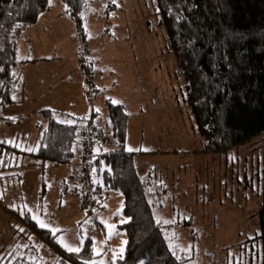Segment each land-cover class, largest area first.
<instances>
[{"label": "rangeland", "instance_id": "obj_1", "mask_svg": "<svg viewBox=\"0 0 264 264\" xmlns=\"http://www.w3.org/2000/svg\"><path fill=\"white\" fill-rule=\"evenodd\" d=\"M88 2L89 12L83 23L86 42L82 41L76 28L71 32L65 28L54 29L52 47L43 50L37 48L33 41L34 49L50 54L63 46V69L55 79H75L72 66L76 63L77 70L82 68L84 73L85 99H95L98 103L108 98L112 103L120 101L126 104V108L122 106L126 113V109L129 112L127 137L129 128L133 133L131 142L134 149L142 152L158 148L177 149L176 159L168 161L166 158L165 163L162 162L163 183L168 170L174 168L177 173L174 179L177 189L174 191L173 183L168 182L164 194L165 199L170 197L177 201V230L165 231L174 253L192 257L188 264H262V244L258 238L262 142L255 138L224 154L204 151V140L185 102V82L168 47L156 0ZM47 11H64L61 0H50ZM76 35L81 41L75 40ZM41 73L37 70L36 75ZM66 84L73 94L81 97L77 86ZM4 112L0 108V113ZM19 113H23L22 106ZM46 122L42 114H31L7 134L13 132V135L21 137L24 129L36 133L38 129H44ZM106 131L111 135L110 142L108 147H100L99 154L116 146L111 130ZM167 136L175 137L177 143L170 139L164 141ZM23 142L22 138L20 143ZM76 144L78 205L73 200L68 201L66 193L62 195L60 181L57 177L50 179L48 168L41 178L26 176L16 193L6 187L1 202L6 211L7 227L6 232L2 231L0 235V264L26 263L28 260L39 264H66L63 261L84 264L72 260L67 253L68 248L81 250L86 240L91 239L98 252L105 248L99 241L103 240L104 234L112 241L116 240L117 233L110 226L109 217L104 220L105 230L98 221L99 216L108 215V212L99 213L96 217V212L81 208L80 172L84 157L80 144ZM193 147L207 155L188 159L187 152L183 151ZM0 153L7 152L0 150ZM33 159L24 160L33 162ZM183 161L185 163L181 165ZM197 162L200 163L198 166ZM149 168L154 172V166ZM41 181L45 184L42 185ZM101 211L103 209L97 212ZM29 216L43 223V229L49 230V235L38 232L36 222H31ZM161 217L159 214L158 218ZM4 243L7 252L1 255Z\"/></svg>", "mask_w": 264, "mask_h": 264}, {"label": "trees", "instance_id": "obj_2", "mask_svg": "<svg viewBox=\"0 0 264 264\" xmlns=\"http://www.w3.org/2000/svg\"><path fill=\"white\" fill-rule=\"evenodd\" d=\"M61 2L63 14L73 20L80 38L86 42L83 23L88 0ZM156 5L177 71L185 82V102L203 137L204 151L224 154L255 138L262 142L258 238L264 264V0H156ZM49 9L50 0H0V108L13 102L19 84L14 73L19 63L18 38ZM105 104L116 146L99 154L101 144L95 140L97 144H91L88 152L93 155L95 176L102 178V184L95 186L97 193L105 187L123 195L122 214L126 221L119 228L125 234V249L116 264H188L192 257L172 251L165 225L157 221L154 213L167 191L165 183L155 181L152 174L137 173L135 153L126 148L128 115L120 104L111 100ZM42 114L47 122L44 129L35 133L39 134L40 143L33 155L42 161L69 163L75 157L76 143L82 147L83 139L106 131L89 122L80 127L78 121L83 117L67 124L53 118L50 110H43ZM88 131L92 135L84 137ZM1 146V152L16 150L5 142ZM95 208L100 206L97 204L88 212ZM37 231L49 235L44 229ZM86 241L80 253H68L72 260L84 262L92 258V241ZM55 245L61 250L56 242Z\"/></svg>", "mask_w": 264, "mask_h": 264}, {"label": "crops", "instance_id": "obj_3", "mask_svg": "<svg viewBox=\"0 0 264 264\" xmlns=\"http://www.w3.org/2000/svg\"><path fill=\"white\" fill-rule=\"evenodd\" d=\"M63 12L64 11L44 12L34 25L27 27L21 33L17 41V56L19 63L14 68V73L19 78V84L16 92L12 96L13 102L2 108L5 111L4 113H0V145L2 142H5L16 149L8 153H0V235L2 231L6 232L5 229L7 227V220L4 214L6 211L4 210L5 208L1 202L5 197L6 187L10 192L16 193L17 189H19L20 183L26 176H40L41 178L44 175L43 172L48 168V172H51L50 179L52 180L54 177H57L58 181H60L61 189H63L62 195L63 193H66L68 201L73 200V202L77 205L79 203L77 153H75V157L71 162L64 164L54 162L47 163V161H42L40 159L34 160L35 158L33 155L39 147L40 138H38L32 130L27 132V130L24 129L21 137L13 135V132L7 134L9 130L20 126L22 121L26 120L31 114H42L43 110H50L52 117L63 123L73 124L78 119L83 117L82 121H80V127L87 126L86 124L89 122L97 128L105 130L110 129L105 104L106 100L110 99L106 98L104 100L105 102L100 101L98 103H96L95 99H85L87 92L85 81L83 79L84 73L82 68L81 71L77 70V64L73 63L74 65L72 66V70L76 75L75 79H71L69 77L65 81V79L61 77L58 79L54 78L55 76L60 75L63 69V46L58 51L54 50L50 54L34 49L33 41L37 48L41 47L43 50L47 47H52L50 44L54 41V29L61 30L65 28L71 32L73 28H76L73 20L63 14ZM77 38L81 41V39L76 35L75 40H77ZM72 48L75 49V44L72 45ZM47 61L49 62L47 63ZM37 70L42 71V73L40 75H36ZM67 82L78 87L76 90L81 93V97H78L69 90L66 84ZM113 103L123 105L126 108V104H122L120 101H113ZM20 106H22V114L19 113ZM126 110L129 115L128 109ZM26 135L29 137L26 138ZM22 138L24 140L23 144L20 143ZM132 139L133 133L131 132V129L128 128L126 148L127 150L132 149L130 152L135 153L134 161L137 167V173L141 176L152 174L155 181L162 182V162L165 163L166 158H168V161H171L172 158L176 159L178 156L177 149L173 148L172 150L169 148H158L156 150L146 152L137 151L132 147ZM168 139L172 140L173 143H177L175 137L167 136L164 138V141ZM94 147L95 150H98V146ZM200 151L201 149L197 150V147H193L185 148V151L183 152H187L188 159H200L207 155V153H201ZM32 157L34 158L33 162L24 160ZM148 158H151V160H147ZM150 161L151 163H149ZM184 163L185 162L183 161L181 165ZM199 164V162L196 163L197 166ZM149 167H152L154 172L149 170ZM158 167L159 170L157 169ZM165 175V186L168 187L167 183L172 182V189L175 191L177 189V184L174 181L177 176L176 171L172 168L168 170ZM94 179L96 184H102V179L99 175H96ZM41 182L42 185L45 184L44 181ZM98 192L99 198H101L98 202V205L100 206L99 209H103V211L97 212L99 209L95 208L93 212H96V217L99 213L108 212V215L103 214L102 216H99V224L102 229L105 230L106 224L104 220L109 217L110 226H113L117 236L115 237L116 240L112 241L109 239V236L104 234L103 240L99 241L104 244L105 248H102L98 252L94 249V242L89 239L92 241L90 244L92 258L84 262L86 264H116V261L124 256L125 249V234L124 231L119 228V225L126 221L122 214L124 199L122 193L117 190L107 191L104 187ZM167 209H170V211ZM154 213H157V221L165 225V231L177 230V201L175 199H170V197H167L166 199L164 198L161 205L155 209ZM159 214L162 216L160 219L158 218ZM29 218L31 221L34 220L36 222V228L43 229L40 227V223L35 218L31 216H29ZM169 219H173V221L170 222ZM171 224V227L168 226ZM44 230L49 231L47 229ZM5 245L6 243L3 244L4 249L2 250L1 255H5L7 252ZM81 250L78 252L67 253H80ZM182 256L185 257L186 255ZM30 262V264H39L32 261ZM63 263L76 264L75 261H63Z\"/></svg>", "mask_w": 264, "mask_h": 264}, {"label": "built area", "instance_id": "obj_4", "mask_svg": "<svg viewBox=\"0 0 264 264\" xmlns=\"http://www.w3.org/2000/svg\"><path fill=\"white\" fill-rule=\"evenodd\" d=\"M89 78H91L90 75ZM88 135H92V132L88 131L86 134H84V137ZM92 136V139L87 137L83 139L81 143L82 155L84 159L82 163V170L80 172V195L81 208L84 211L92 210L101 200L95 188L96 184L94 179V167L92 165L93 155L92 153L88 152V148L95 142V140H98L96 142H99L101 147H108L107 144L110 142L111 138L110 133L107 131L93 134Z\"/></svg>", "mask_w": 264, "mask_h": 264}, {"label": "snow or ice", "instance_id": "obj_5", "mask_svg": "<svg viewBox=\"0 0 264 264\" xmlns=\"http://www.w3.org/2000/svg\"><path fill=\"white\" fill-rule=\"evenodd\" d=\"M128 151H132V149H128ZM40 227H45L43 223L40 224ZM80 249L79 248H68L69 252H78Z\"/></svg>", "mask_w": 264, "mask_h": 264}]
</instances>
